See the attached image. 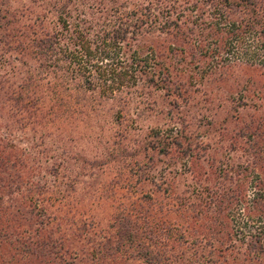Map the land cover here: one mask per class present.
Segmentation results:
<instances>
[{"label":"rangeland","instance_id":"rangeland-1","mask_svg":"<svg viewBox=\"0 0 264 264\" xmlns=\"http://www.w3.org/2000/svg\"><path fill=\"white\" fill-rule=\"evenodd\" d=\"M152 1L155 5L157 0ZM118 2L124 4L125 0ZM131 2L138 5L127 6L114 16L98 12L96 8L85 10V0H73L74 6H70L68 12L72 19L80 17L81 12L85 14L86 28L92 30L93 41L108 38L113 31L127 36L128 46L123 45L122 52L147 58L154 67L147 79L168 77L170 85L165 86L169 91L146 81L135 88L128 85L113 95L85 91L80 80H71L66 64L60 63L64 70L60 79H49L51 85L45 84L51 92L60 91L54 103L58 110L60 108L58 116H47L45 121L49 117L50 122L44 129L36 125L23 129L17 124L12 131L5 127L11 125V121L2 118L5 115L2 112L0 136H14L20 140L17 147L26 153L32 145L29 163L40 170L39 173L34 171L39 174L36 179H40L44 170L48 172L61 162L57 178L48 172L43 181L40 179L47 187L41 195L48 214L60 217L74 214L73 218L85 220L87 225L95 224L96 230H107L113 216H120L131 202L141 204L143 198L160 202L155 204L156 208L160 204L175 205L171 201L177 200L174 197H185L192 206L209 205L212 199H221L225 203L219 210L222 216L213 213L206 220L201 217L203 222H200L196 218L203 213L201 207L195 210L181 207L180 212L191 216L190 224L195 228L215 227L224 233L223 237L227 232L232 233L231 230L243 234L237 243L235 240L227 242V246L233 245L236 249L235 255L229 257V253L228 259H240L239 253L250 257L253 254L248 253L247 243L240 242L259 228L264 229V135L256 137L252 132V136L247 130L252 117L256 121L264 114V104L260 106L258 102L264 98V50L256 51L257 43L251 42V38H246L242 46L226 39L229 44L226 50L221 46L225 38L217 37L218 59L200 58L198 53L189 50L190 41L185 44L189 51L180 53L175 46L181 33L186 29L197 31L191 22H203L213 9L197 4L198 0H161V10L171 6L170 10L175 12L169 21L184 23V27L177 30L171 25L163 27L161 18L143 17L141 14L146 11L140 9L147 3L145 0ZM257 3L260 6L264 0ZM45 5L47 1L42 4ZM30 6L38 8L27 1L14 4V8L19 9ZM182 8L188 11L180 14ZM162 12L161 17L166 15ZM239 18L235 14L229 25ZM55 20L58 17L48 15L43 20L44 26L46 23L47 28H51ZM186 37L189 39L190 35ZM206 42L215 43L214 40ZM245 50H250L253 57H243ZM16 56L11 55L9 66L3 68L8 74L7 83L3 84L8 92L24 72L32 71L35 66V62L26 59L22 66L13 59ZM1 102L5 105L4 100ZM177 134L180 136L177 145L171 148V153L168 150V156L143 149L156 136L175 137ZM187 144H191V151L181 154L177 147L184 148ZM20 149L16 152L19 150L23 155ZM45 149L46 154L40 153ZM173 182L179 184L175 196L160 192L165 188L162 183L173 185ZM184 190L185 196L179 193ZM184 224L187 225L186 221ZM71 230H76L74 225ZM252 250L249 251L257 254L256 249ZM127 264L137 263L130 260Z\"/></svg>","mask_w":264,"mask_h":264},{"label":"trees","instance_id":"trees-1","mask_svg":"<svg viewBox=\"0 0 264 264\" xmlns=\"http://www.w3.org/2000/svg\"><path fill=\"white\" fill-rule=\"evenodd\" d=\"M16 1H27L38 8H14ZM46 1L47 5L42 6ZM66 1L67 3L62 0H0V113L5 112L6 116L0 115L11 121V125L5 126L8 130L13 131L17 124L23 129L31 125L44 129L52 114L58 116L60 108L58 110L54 103L60 91L51 92L45 84L51 85L49 79H60V74L64 71L60 63L66 64L65 68L71 75V80H80L85 91L113 95L117 91L120 93L128 85L135 88L145 81L153 87L161 85L162 90L169 91L165 86L166 83L170 85L168 77L155 81L152 76L147 79L154 69L147 58L122 52L123 45L128 46L127 36L123 37L121 33L113 31L108 38L102 37L101 41L99 38L93 41L90 38L92 30L86 28L88 22L84 19L85 14L81 12L80 17L72 19L68 8L74 6L73 0ZM118 1L85 0L87 6L84 8H96L98 12L104 11L114 16L127 6L138 5L131 0H125L124 4ZM198 1L197 4L212 8L211 13L214 14L209 13L203 22H191L197 31L186 29V32L181 33L175 46L180 53L191 50L202 59L209 56L218 59L217 37L225 38L224 45L221 46L226 50L229 38L232 40L231 44L238 46H242L246 38H251V42L257 43V48H254L256 51L264 50V15H261L264 12L263 3L259 6L258 0ZM145 2L147 3L140 9L146 11L141 14L143 17L154 20L161 18L164 21L163 27L171 25L177 30L184 27L182 22L175 24L169 21L175 13L170 10L171 6L161 10V0H157L155 5L152 0ZM162 11L166 13L163 17ZM184 11L182 8L180 14ZM235 14L240 16L239 20L229 25L234 21ZM48 15L58 17L49 29L46 23L44 26L43 21ZM198 22L201 23L200 26ZM187 35H190L189 39ZM211 40L215 43L206 42ZM188 41L192 43L189 50L185 46ZM13 54L17 55L13 59L22 66H25L24 59L35 62V66L32 71L24 72L8 92L3 85L7 83L8 74L3 68L9 66L7 62ZM112 55H116V59ZM242 56L253 57L250 50L243 51ZM16 72L12 74L16 75ZM1 100H4L5 105ZM258 100L262 106L264 98ZM47 116L49 117L45 121ZM247 130L251 131L252 136L253 132L254 136L262 137L264 114L256 121L252 117ZM179 137V134L164 138L156 136L143 149L168 156L172 152L171 148L177 145L176 140ZM18 144L20 140L14 136H0V264H127L130 260L137 264H264V229L259 228L254 235L246 236V240L240 242L247 243L248 253L253 255L249 257L248 254L244 256L239 253L240 259L233 261L232 258L228 259V255L230 253L229 257H233L236 249L233 245L226 244L234 240L237 243L243 234L231 230L232 233L227 232L223 237L224 233L215 227L195 228V225L190 224L191 216L186 217L185 213L180 212L181 207L190 210L201 207L203 213L197 214L200 217L196 218L200 222H203L202 218L206 220L213 213L222 216L219 210L225 203L221 199H212L209 205L192 206L189 199L174 197L177 200L171 201L175 205L160 204L156 208L155 204L160 202L143 198L144 200H140L141 204L137 201L131 202L132 205H127L120 216H113L107 230H96L95 224L87 225L85 220L84 222L73 218L74 214L65 217L48 214L49 209L43 204L41 195L47 191V187L43 186L41 180H44L48 172L57 178L61 162L48 172L44 170L39 176L41 180L36 179L39 174L34 171L39 173L40 170L29 163L32 160V145L30 144L26 153L17 147ZM177 148L181 154L185 152L184 155H187L192 146L187 144L184 148ZM17 149L22 150L23 155L19 150L16 152ZM168 150H171L170 153ZM40 153L46 154V149ZM162 184L165 188L160 192L170 194L171 197L179 191L178 183ZM179 193H184L185 196V190ZM143 201L147 204L144 205ZM208 209L211 210L207 211ZM72 225L76 228L75 231L71 230ZM89 226H92L91 229H87ZM251 248L256 249L260 256L252 253L254 250Z\"/></svg>","mask_w":264,"mask_h":264}]
</instances>
